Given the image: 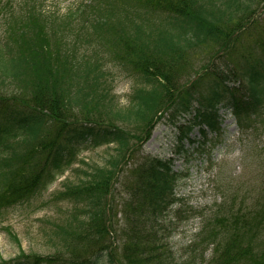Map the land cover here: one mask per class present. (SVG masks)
Here are the masks:
<instances>
[{"label":"trees","instance_id":"1","mask_svg":"<svg viewBox=\"0 0 264 264\" xmlns=\"http://www.w3.org/2000/svg\"><path fill=\"white\" fill-rule=\"evenodd\" d=\"M92 9L75 29L71 13L53 25L35 6L11 4L5 12L0 214L42 196L76 163V144L117 146L103 163L73 168L77 180L56 194L66 204L50 228L58 252L0 264H264V184L253 205L237 210L226 197L175 261L162 233L181 174L172 158L141 155L168 114H193L179 127V142L194 127L203 136L220 133L222 107L242 129L255 127L264 112V56L240 72L213 69V60L257 24L264 0H95ZM107 58L135 78L126 106L108 83ZM233 77L240 82L230 86ZM118 182L126 190L119 203L112 196Z\"/></svg>","mask_w":264,"mask_h":264},{"label":"rangeland","instance_id":"2","mask_svg":"<svg viewBox=\"0 0 264 264\" xmlns=\"http://www.w3.org/2000/svg\"><path fill=\"white\" fill-rule=\"evenodd\" d=\"M94 1L36 0V4H32V0H0V39L7 28L5 12L11 4L17 7L18 11L26 9L27 5L35 6L53 25L71 13L76 17L75 29L80 21L93 17ZM60 26H56V29L59 30ZM61 28L64 30L65 26ZM85 41L83 35V42ZM85 49L90 51L89 47ZM220 55L213 60V69L219 67L236 72H240L247 61L263 57L264 13L258 17L257 24L244 31L226 54ZM105 62L108 83L112 87L116 102L119 106L128 105L129 96L136 84L135 78L123 66L109 58ZM239 82V79L233 77L229 85H238ZM202 88L206 89L205 84ZM220 115L223 119L221 133L207 134L205 137L198 127H194L189 139L178 142L179 127L187 126L193 114L177 117L174 121H171L168 114L155 126L150 139L143 147L144 157H172L174 170L181 174L176 187L179 200L164 218L162 233V236L168 238L175 261L189 253L194 234L199 230L203 218L213 216L226 197L235 198L234 207L238 210L240 206L253 205L252 202L262 194L264 112L255 127L247 130L237 124L235 116L227 108H221ZM76 146L80 148L76 154V163L63 175L58 176L42 196L35 202L19 205L0 214V261L12 260L24 254L49 256L58 252L59 248L52 245L49 239L50 228L61 216L66 204L57 202L56 194L64 188V182L68 179L77 180L73 168L88 169L103 163L109 153L115 152L117 144L94 147L89 141ZM178 146L181 149L178 150ZM137 158L138 156L133 160L136 161ZM112 196L117 203L126 196L121 182L112 190ZM156 228H159L158 225ZM98 264L106 263L101 260Z\"/></svg>","mask_w":264,"mask_h":264}]
</instances>
